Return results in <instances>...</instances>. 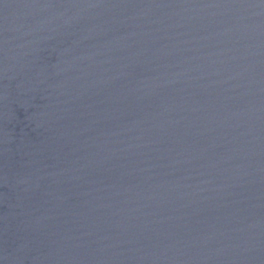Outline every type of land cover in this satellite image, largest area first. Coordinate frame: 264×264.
Listing matches in <instances>:
<instances>
[{
    "label": "water",
    "instance_id": "obj_1",
    "mask_svg": "<svg viewBox=\"0 0 264 264\" xmlns=\"http://www.w3.org/2000/svg\"><path fill=\"white\" fill-rule=\"evenodd\" d=\"M0 264H264V0H0Z\"/></svg>",
    "mask_w": 264,
    "mask_h": 264
}]
</instances>
